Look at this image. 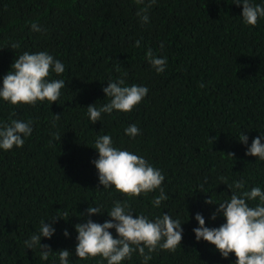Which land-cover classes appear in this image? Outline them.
<instances>
[{"label":"trees","instance_id":"1","mask_svg":"<svg viewBox=\"0 0 264 264\" xmlns=\"http://www.w3.org/2000/svg\"><path fill=\"white\" fill-rule=\"evenodd\" d=\"M252 2L264 6V0ZM140 7L136 0H0V87L25 51H46L60 60L64 73L50 71L47 79L66 84L52 104L12 105L0 98V122H33L23 147L0 149V264H59L57 254L42 261L39 248L24 245L41 220L49 223L57 215L54 235L41 244L69 250V264H107L100 256L75 255L74 226L89 218L110 220L115 201H128L134 218L169 213L183 223L181 245L175 252H154L148 264H235L234 253L223 258L214 245L197 242L193 229L199 227L196 213L206 227L225 222L222 215L211 219L231 196L220 177L264 191V161L245 155L252 140L264 136V18L246 25L243 6L233 0H157L142 23ZM32 23L42 31H32ZM137 40L140 47H134ZM16 42L20 47L11 49ZM148 49L167 57L163 73L148 63ZM121 77L128 86L147 87L148 94L132 111L102 113L92 123L87 106L108 102L102 89ZM132 124L140 129L135 138L125 134ZM242 132L247 145L238 140ZM100 135L161 169L169 199L156 208L151 201L159 189L134 198L114 186L103 190L92 163ZM208 198L216 204H206ZM89 204L105 213L89 217ZM109 231L117 238L115 229ZM122 264L143 261L133 253Z\"/></svg>","mask_w":264,"mask_h":264},{"label":"clouds","instance_id":"2","mask_svg":"<svg viewBox=\"0 0 264 264\" xmlns=\"http://www.w3.org/2000/svg\"><path fill=\"white\" fill-rule=\"evenodd\" d=\"M156 2L157 0H136V3L141 5L136 15L142 23H148V12ZM233 4L243 6L241 17L246 25L254 27L258 18H264V6L254 4L252 0H233ZM31 30L40 32L42 28L37 23H32ZM140 44L141 41L137 40L134 47H140ZM19 47L18 42L11 45V49ZM146 58L157 74L165 71L167 57L159 58L152 49H148ZM50 71L60 75L64 73L65 65L46 51L23 52L17 56L10 66V71L3 77L0 98L12 105L35 106L38 101L45 100L51 104L57 102L61 89L66 84L63 79H47ZM107 85L102 91L108 102L99 106L97 103L87 106V115L92 123L100 121L102 113L111 114L113 110L125 113L132 111L149 92L145 86H128L123 77L109 81ZM55 118L59 120L60 115H55ZM32 123L31 120L18 119L0 122V149L9 151L14 146L23 147L25 138L32 134ZM125 134L135 138L140 134V129L132 124L125 128ZM262 138L264 136L261 135L252 140L251 146L245 152L246 156L258 157L264 161ZM210 139L214 143L216 138ZM238 140L244 145L248 144V136L244 132ZM92 148L99 154L98 159L92 163L98 171L99 184L103 185V190L114 186L116 191L134 198L159 189V195L151 201L156 208L160 207L162 201L169 199L161 187L165 180L162 170L155 168L144 157L114 147L110 135L98 136ZM227 155L234 156L231 153ZM220 180L222 184L227 185L231 196L218 204L211 219L215 220L218 215H222L225 222L219 227H206L203 215L196 213L195 220L199 224V227L193 229L196 241L203 240L214 245L223 258H228L230 253H234L235 264H264V191L259 186L247 190V181L243 179L231 184L227 183L226 177H220ZM254 201L258 202L254 205L249 203ZM205 203L216 204L210 198ZM86 213L91 217L103 215L105 212L101 211L100 206L89 204ZM133 213L128 201H115L107 212L110 220L101 224L89 218L85 223H77L74 226L77 232L75 255L80 259L100 256L107 264H122V261L130 260L133 253H137L143 264H148L154 252H175L181 245L183 223L178 218L174 219L169 213L151 219L147 215L136 214L134 218ZM57 218L60 216L50 219L49 223L41 220L39 231L25 240L24 245L26 249L39 248L42 261H48L50 255L55 253L58 255L59 264H69V250L52 251L50 245L40 242L42 237L51 239L54 235L53 224ZM110 229H115L117 238H114ZM63 235L69 236L67 229Z\"/></svg>","mask_w":264,"mask_h":264}]
</instances>
